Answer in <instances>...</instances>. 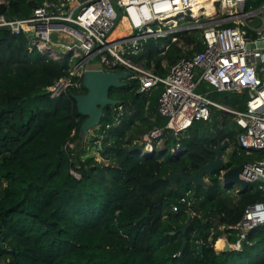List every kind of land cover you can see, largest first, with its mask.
<instances>
[{"label": "trees", "instance_id": "1", "mask_svg": "<svg viewBox=\"0 0 264 264\" xmlns=\"http://www.w3.org/2000/svg\"><path fill=\"white\" fill-rule=\"evenodd\" d=\"M46 1L52 0H0V14L28 18ZM178 39L184 48L170 37H151L124 55L163 77L181 57L204 49L199 30ZM68 68L67 53L53 57L27 35L0 27V264H264V224L248 231L239 251L215 249L223 236L236 239L231 226L249 205L264 201L261 182L238 193L222 186L219 172L205 185L167 179L178 169L193 174L218 140L236 144V125L225 121V112L212 107L208 121L181 133L185 153H171L169 135L164 148L140 154L142 135L167 122L158 112L161 85L138 92V81L129 78L111 87L108 95L119 104L106 107L99 125L81 135L85 117L72 95L84 93L82 85L55 97L46 90ZM198 89L221 104L245 107L244 93L206 83ZM263 156L232 151L223 169ZM189 191L188 205L181 198Z\"/></svg>", "mask_w": 264, "mask_h": 264}, {"label": "built area", "instance_id": "2", "mask_svg": "<svg viewBox=\"0 0 264 264\" xmlns=\"http://www.w3.org/2000/svg\"><path fill=\"white\" fill-rule=\"evenodd\" d=\"M207 1L215 9L210 16L205 15ZM122 18L129 31L107 41ZM0 27L27 35L38 49L53 57L68 54L67 75L46 88L51 97L70 86H81L84 72L91 69L87 65L94 62L98 65L95 69L102 71H130V78L139 83L138 92L160 84L158 112L167 122L142 135L140 154L161 148L169 135L175 138L170 151L179 149L181 133L195 121H208L212 107L228 112L237 129L234 149L230 150L233 142L229 139L221 141L225 144L224 162L232 151L245 156L264 152V46H258L264 42V1L255 5L254 0H52L36 7L28 18L0 14ZM191 30L200 31L204 49L181 57L163 77L124 55L136 53L151 37H170L184 48L178 34ZM54 34L56 41L52 40ZM201 83L219 92L246 94L244 109L210 99L208 91L198 89ZM239 177L248 183L261 182L259 189L264 192V156L243 163ZM190 195L187 192L181 202L189 205ZM258 224H264V201L249 205L231 226L236 236L233 242L225 236L219 239L227 241L229 249L239 251L248 231ZM222 248L215 247L217 251Z\"/></svg>", "mask_w": 264, "mask_h": 264}, {"label": "water", "instance_id": "3", "mask_svg": "<svg viewBox=\"0 0 264 264\" xmlns=\"http://www.w3.org/2000/svg\"><path fill=\"white\" fill-rule=\"evenodd\" d=\"M258 46H264V42L259 43ZM248 47H253V45L249 44ZM129 78L130 71L125 69L114 71L89 69L84 72L82 87L85 89V92L72 95L76 102L77 112L85 117V120L81 123L79 130L81 135L87 134L88 131L99 125L103 111L106 107L119 104L120 101L118 99H111L109 97V89L111 87H121L125 85L126 79ZM206 149L213 155V157H204L203 163H199L198 169L191 175L185 173L182 169H178V171H171L167 179L172 185H175L178 180L183 186L205 185L206 178L211 177L215 172H219L220 174V172L224 170L222 151L225 149V144L218 140L214 147H206ZM180 151L181 153L186 152L184 149L179 147V149L173 150L171 153L175 155ZM242 169L243 164L225 169L220 175L222 186L225 188L238 186V193L245 191L249 183L239 177ZM187 228L188 224H185L184 227L181 228L183 237L179 248L180 252L185 246L186 238L184 234ZM226 250H229V243L227 241H223L222 251Z\"/></svg>", "mask_w": 264, "mask_h": 264}, {"label": "rangeland", "instance_id": "4", "mask_svg": "<svg viewBox=\"0 0 264 264\" xmlns=\"http://www.w3.org/2000/svg\"><path fill=\"white\" fill-rule=\"evenodd\" d=\"M211 15H212V14H211ZM209 16H210V15H209ZM121 28H122V29H121ZM120 30H121V31H120ZM122 32H124V26H123V24H119L118 26H116V27L114 28V30H113L112 34L110 35V37L107 38V41H110L111 38H113V37H117V36L121 35ZM52 40H53V41H56V35H55V34L52 35ZM53 49H55L56 51H61V49H59V48H57V47H55V46H53ZM97 66H98V65H97L95 62H94V63H90V64L87 65V67H89V68H91V69H95ZM223 118L225 119L226 122H228V123H232V117H231L230 114H228V112L225 113V115H224ZM85 135H86V134H85ZM164 146H165V145L162 143V147H161V148H164ZM171 146H172V144H169V145H168V147H171ZM231 147H232V148H230V150L234 149V145H233V143H232ZM161 148H159V149H161ZM89 149H90V150H89L90 153H94L95 155H97V152H96V150H95L94 147H91V148H89ZM254 156L256 157V154H255ZM226 158H227V154H226V156H225V161H226ZM205 181H207V180H205ZM233 188L236 190V186H234Z\"/></svg>", "mask_w": 264, "mask_h": 264}, {"label": "bare ground", "instance_id": "5", "mask_svg": "<svg viewBox=\"0 0 264 264\" xmlns=\"http://www.w3.org/2000/svg\"><path fill=\"white\" fill-rule=\"evenodd\" d=\"M204 1V0H203ZM215 12V9H214V7L212 6V4H211V2L210 1H207L206 3H205V15H207V16H209V15H213V13ZM122 20V23L121 24H123V26H124V32H122V34L123 33H126V32H128L129 31V27H128V25H127V23H126V20L124 19V18H122L121 19ZM122 29V28H121ZM121 31V30H120ZM121 34V35H122ZM221 247H223V241L220 239V243L218 244V246L216 247V249H219V248H221Z\"/></svg>", "mask_w": 264, "mask_h": 264}, {"label": "flooded vegetation", "instance_id": "6", "mask_svg": "<svg viewBox=\"0 0 264 264\" xmlns=\"http://www.w3.org/2000/svg\"><path fill=\"white\" fill-rule=\"evenodd\" d=\"M202 157L204 158V157H205V155H202ZM212 157H213V155L211 154L209 158H212ZM223 162H224V161H223Z\"/></svg>", "mask_w": 264, "mask_h": 264}]
</instances>
